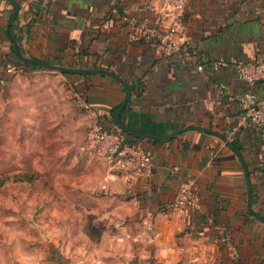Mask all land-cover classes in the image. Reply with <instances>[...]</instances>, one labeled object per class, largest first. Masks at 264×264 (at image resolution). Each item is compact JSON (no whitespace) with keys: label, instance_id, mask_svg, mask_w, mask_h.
Masks as SVG:
<instances>
[{"label":"crops","instance_id":"0c3cea01","mask_svg":"<svg viewBox=\"0 0 264 264\" xmlns=\"http://www.w3.org/2000/svg\"><path fill=\"white\" fill-rule=\"evenodd\" d=\"M17 1L18 23L9 31L24 57L117 74L131 85L121 122L158 137L134 139L150 153L151 173L126 178L104 172L97 196H87L86 212L102 227L97 242L83 231V215L76 222L53 218L46 264H264V223L250 215L253 210L264 219V132L238 106L249 87L230 66L264 56V0H188L171 52L143 42L131 21H148L164 32L169 17L144 8L152 3L160 10L162 0ZM12 13V3L0 0V62L20 65L5 32ZM220 62L227 65L214 69ZM37 69L28 70L40 74ZM72 75L94 114L113 127L110 110L125 97L123 83L101 73ZM251 89L264 96V81ZM84 116L87 126L90 115ZM185 127L194 128L167 138ZM218 134L244 157L250 206L243 165ZM186 181L199 195L196 208L174 204ZM219 228L236 257L218 242ZM139 231L144 239L135 237Z\"/></svg>","mask_w":264,"mask_h":264},{"label":"rangeland","instance_id":"374dc122","mask_svg":"<svg viewBox=\"0 0 264 264\" xmlns=\"http://www.w3.org/2000/svg\"><path fill=\"white\" fill-rule=\"evenodd\" d=\"M29 70L0 84V264L51 261L53 218L88 215L103 173H118L90 147L75 76Z\"/></svg>","mask_w":264,"mask_h":264},{"label":"built area","instance_id":"2783aa9c","mask_svg":"<svg viewBox=\"0 0 264 264\" xmlns=\"http://www.w3.org/2000/svg\"><path fill=\"white\" fill-rule=\"evenodd\" d=\"M162 8L158 10L154 4L148 3L145 9L153 14L158 13L169 17V25L161 32L154 23L139 22L136 19L131 20L136 25L138 37L146 42H154L157 48L162 52H171L178 45L177 23L182 17L188 0H162ZM127 21L128 17L123 16ZM227 65L225 62L215 63L214 69L219 66ZM230 66L234 69L237 77L248 85L241 96L238 97V106L244 112L247 122L264 132V96L257 95L251 87L259 81H264V56L252 61L233 60ZM202 69L201 65L197 66ZM25 69L22 65H10L6 68V73L23 74ZM76 104L87 111L89 117V141L95 155L107 160L119 172L120 176L128 178L132 174H148L154 168V162L150 153L139 143L126 140L123 132L117 128L109 127L91 110L88 100L80 92L75 91ZM236 128H232L233 132ZM174 204L176 207L196 208L199 204V195L194 184L186 181L180 184L177 189ZM150 229L146 227L145 230ZM144 230V231H145ZM138 239H144L143 231L136 235ZM218 242L231 252L232 257L237 256L227 232L224 228L218 229Z\"/></svg>","mask_w":264,"mask_h":264},{"label":"water","instance_id":"95a60500","mask_svg":"<svg viewBox=\"0 0 264 264\" xmlns=\"http://www.w3.org/2000/svg\"><path fill=\"white\" fill-rule=\"evenodd\" d=\"M9 1L13 5V13H12V15H11V17H10L8 23H7L6 29H5L6 38H7V40L10 43L13 44L15 54L22 62H24L26 64H29L31 66L39 67L42 71H52V72H58L60 74H71V75L72 74L95 75V74L101 73V74L108 75L110 77H113L114 79H117V80L121 81L123 83V85L125 86L126 94H125V97H124L123 101L118 105L117 109L114 112L113 119H114V123H115L116 128L121 130V131H123V132H127V133H130V134H133V135H135L137 137H140V138L158 139V137H156L155 135H152V134H149V133L140 132V131H137V130H133V129L127 127L126 125H124L121 122V113H122V110L124 109V107L126 106L127 102L130 99L131 88L117 74H115V73H113V72H111L109 70L102 69V68L72 69V68H67V67L61 66V65L51 64V63H47V62L38 61V60H34V59H30V58L24 57L22 55V52H21V49H20V46H19L18 42L16 40H14L10 36V33H9V29H10L11 25L13 23H16V24L18 23V12L20 10V5H19V3L16 0H9ZM191 128H194V127L182 128V129H180L178 131H175L174 133L168 135L167 138H172L175 135H177V134H179L181 132H184V131H186L188 129H191ZM200 130L212 133V131L207 130V129L200 128ZM223 139H224L226 145H228V147L238 156V158L240 159V161H241V163L243 165L245 176H246L247 189H248L247 203L250 206L251 199H252V186H251V182H250L249 171H248V168H247L246 163L244 161V157L242 156L241 152L235 147V145L233 144L232 141H229L228 139H226L224 137H223ZM257 219L264 223V219L263 218L257 217Z\"/></svg>","mask_w":264,"mask_h":264},{"label":"trees","instance_id":"16d2710c","mask_svg":"<svg viewBox=\"0 0 264 264\" xmlns=\"http://www.w3.org/2000/svg\"><path fill=\"white\" fill-rule=\"evenodd\" d=\"M9 1V0H7ZM17 1V0H16ZM10 2V1H9ZM18 2V1H17ZM116 13H119L120 14V17L121 19L123 20V9L121 6L119 7H116ZM11 15L9 16L8 19H10ZM125 22V21H124ZM14 24L16 23H13L10 27V29L14 26ZM10 33V31H9ZM10 36L15 40V38L10 34ZM143 42L146 43V41H144L143 39H141ZM10 50L11 52L15 55V64H20L23 66V68L25 70H28V69H35V68H39V67H35V66H31L29 64H26L24 62H22L15 54V51H14V47H13V44L10 43ZM23 55V54H22ZM28 58V57H26ZM32 59V58H30ZM5 60V59H4ZM4 60H2L0 62V84L1 85H4L5 83H7V81L10 79L11 75L6 73V68L7 66H10L12 64V62H5ZM11 63V64H9ZM108 70V69H106ZM71 74H64V76H69ZM74 76V75H72ZM82 77H88L87 75H80ZM126 82V81H125ZM127 83V82H126ZM128 84V83H127ZM129 85V84H128ZM130 88H131V85H129ZM75 88L76 89H79L78 86L75 84ZM80 92V91H79ZM81 93V92H80ZM81 95L86 98V96L84 95V92L81 93ZM87 99V98H86ZM118 106L112 108L110 110V113H111V116H112V122L114 124V128H116L115 126V123H114V119H113V116H114V112L115 110L117 109ZM123 132V131H122ZM123 134L125 135V138L127 141L129 142H134V139H138L137 136L133 135V134H130V133H127V132H123ZM219 136L223 137V135L221 134H218ZM250 215L254 216L255 218L257 217H261V215H259L258 213L254 212L253 210H250ZM263 218V217H261ZM84 219L86 220V222H84V225H83V231L94 241V242H97L100 237H101V230H102V227H101V224L100 223H94L92 220H93V216L91 214H88V215H85L84 216ZM151 264H155L154 262H152Z\"/></svg>","mask_w":264,"mask_h":264}]
</instances>
